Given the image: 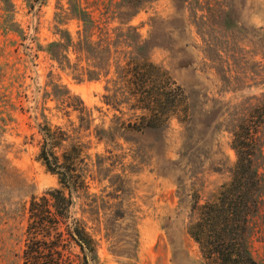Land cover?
<instances>
[{
  "label": "rangeland",
  "instance_id": "374dc122",
  "mask_svg": "<svg viewBox=\"0 0 264 264\" xmlns=\"http://www.w3.org/2000/svg\"><path fill=\"white\" fill-rule=\"evenodd\" d=\"M73 1L101 26L128 18L182 99L164 126L126 129L136 110L129 104L141 97L122 94L113 67L78 82L44 50L58 39L56 27L76 40L81 23L70 0H9V14L0 0V264H23L29 200L58 187L36 157L41 112L53 125H78L51 84L79 96L93 119L78 135L90 143L91 159L81 164L88 189L74 194L70 209L93 238L89 264H207L187 226L194 199L203 203L230 180L236 107L264 92V0H146L131 17L119 13L122 0ZM68 56L84 65L71 49ZM95 126L105 130L102 141L92 136ZM97 156L104 158L98 167ZM249 250L264 264V196L250 217Z\"/></svg>",
  "mask_w": 264,
  "mask_h": 264
},
{
  "label": "trees",
  "instance_id": "16d2710c",
  "mask_svg": "<svg viewBox=\"0 0 264 264\" xmlns=\"http://www.w3.org/2000/svg\"><path fill=\"white\" fill-rule=\"evenodd\" d=\"M143 1L146 0H122L126 8L119 13L131 17ZM2 3L9 14L11 2ZM69 5L70 14L81 23V29L75 40L68 29L56 27L58 39L44 48L50 58L60 69L71 70L72 78L78 82L105 77L113 67L116 77L112 82L122 94H129L133 100V96L141 97V104H129L130 109H136L135 118L125 128L143 134L164 126L168 112L178 108L182 93L178 86L166 83L150 61L149 42L140 39L128 18L123 17L120 24L108 28L73 0ZM70 49L84 65L71 62ZM59 86L51 84V95L64 97L62 103L78 113V125H53L41 112L36 157L57 177L58 187L29 200L23 264H89L96 256L93 238L83 220L70 214L74 194L78 196L88 189L81 164L91 159L86 152L90 143L80 141L78 135L90 129L93 119L79 96L65 85ZM103 99L110 103L108 94ZM251 100L236 107V129L231 131L235 162L229 170V182L201 204L195 198L192 206L195 218L188 224L187 233L207 264H257L249 250V222L264 196V92ZM137 111L139 114H135ZM92 130L95 140L104 139V129L95 126ZM103 161L97 156V167Z\"/></svg>",
  "mask_w": 264,
  "mask_h": 264
}]
</instances>
